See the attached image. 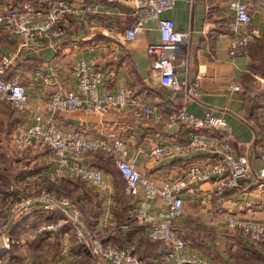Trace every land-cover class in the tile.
<instances>
[{
    "label": "crops",
    "instance_id": "1",
    "mask_svg": "<svg viewBox=\"0 0 264 264\" xmlns=\"http://www.w3.org/2000/svg\"><path fill=\"white\" fill-rule=\"evenodd\" d=\"M17 1H30L35 6L48 8L57 0ZM90 1L88 3L96 2ZM119 5L115 2L104 3L99 12L89 17L90 22L86 25L72 19L69 35L55 45L46 44L21 51L14 66L17 65L20 71L31 107L46 109L50 95L58 87H74L72 67L79 60L88 59L95 61L106 72L105 83L100 88L102 94L116 92L126 86L153 102L157 109L185 104L191 113L199 117L208 110L222 113L232 126L236 156L247 158L252 172L251 177L241 179V188L227 191L223 205L237 216L262 219L264 181L255 179L260 174L264 156V0H258L254 13L253 25L258 34L247 52L236 57L229 53L228 23L233 16L229 0H178L173 8L163 13L164 17L175 20L178 29L192 28L193 31L192 43L186 53L192 73L189 74L184 66H179L177 76L180 81H184L190 75L193 79L194 74L201 73V93L199 98H187L186 101L181 92L162 85L151 71L147 46L150 42L160 41L156 23L149 22L148 28L138 38L127 42L123 34L133 17L129 12L123 13L125 10ZM16 44L12 35L0 33L1 52L16 50ZM233 83L239 84L241 89H231L230 84ZM3 103H0V228L8 226L11 234L16 231L22 243L15 247L20 248L18 254L15 253V259L9 254L11 250L5 253L0 264H6L9 260L10 264H91L92 256L87 250L89 256L86 258V251L76 244L75 235L64 233L63 230L49 234L36 231L39 224L55 220L54 214L34 212L20 218L18 222L16 220L19 217L12 214L8 205L13 200L10 194L16 193L14 188L22 187L23 191L32 195L38 193L42 187L41 174L51 170L55 161L50 149L20 151L14 146L11 134L13 128L8 130L11 119L5 113ZM15 113L18 122L22 114L18 111ZM59 120L64 127L81 128L90 135L117 131L128 140L129 156L138 169L149 174L158 184L166 179L178 178L189 163L203 158L197 152H190L168 153L159 160L155 159L151 154L155 146L173 138L187 140L190 131L185 127L169 128L162 121L137 115L131 108L110 107L94 112L61 111ZM6 138H10L11 150L12 146L16 148L14 154L3 143L8 140ZM9 153L13 154L9 157L12 165L15 162L16 165L25 164L18 181L13 180L9 168L7 171L3 166L4 158ZM94 157L91 155L86 162L92 164ZM33 164L39 170L26 172L27 165ZM4 172L8 176V183L4 181ZM106 177L113 190L111 177L107 174ZM194 185L198 187L196 192L183 190L185 212L175 222L177 234L188 242L186 251L197 253L205 264L213 260L219 264H264V244H254L245 239L238 230L228 226L221 214H212L211 205L202 200V196L214 188L215 181L197 182ZM112 190H97L102 211L91 227L110 241L116 238L120 245L135 242L137 251L144 254L148 264H165L162 258L164 245L149 237L146 225L139 222L130 224L115 216ZM134 208L131 209L132 213ZM154 209L161 210L157 200ZM9 213L12 218L8 216ZM31 221L36 222L33 232L29 231Z\"/></svg>",
    "mask_w": 264,
    "mask_h": 264
},
{
    "label": "built area",
    "instance_id": "2",
    "mask_svg": "<svg viewBox=\"0 0 264 264\" xmlns=\"http://www.w3.org/2000/svg\"><path fill=\"white\" fill-rule=\"evenodd\" d=\"M88 1L57 0L48 8H41L30 1L0 0V33L12 35L17 43L16 50L0 51V103H8L22 114L12 133L14 146L20 151L33 148L52 151L55 163L51 170L41 174L44 181L80 179L100 192L111 191V184L103 168L95 167L86 160L91 155L105 154L123 176L128 193L137 198L133 211L135 218L148 227L152 240L164 245L162 258L165 264H205L197 253L186 251L187 240L175 230L176 220L185 212L183 190L196 192L198 187L194 184L197 182L215 181L214 188L202 196V200L211 205L212 214H221L228 226L238 230L245 239L254 244H264V217H240L223 205L227 191L241 188V179L252 176L250 161L235 154L232 126L224 114L208 110L199 117L191 113L185 104L157 109L153 102L126 86L116 92L102 94L100 88L105 83L106 72L95 61L88 59H81L72 67L74 87H58L50 95L46 109L31 107L20 71L17 65L14 66L21 51L46 44L55 45L69 35L72 19L86 25L90 22L89 17L99 12L106 2L120 4L119 7L125 10L123 13L132 15L133 19L128 22L123 34L127 42L138 38L148 28L149 22L156 23L160 41L150 42L147 46L153 75L162 85L181 92L184 101L199 98L201 73L194 74L193 79L190 75L184 81L177 76L179 66L192 73L186 57L192 43V28L178 29L174 19L163 15L178 0ZM257 2L229 0L233 11L228 23L229 53L233 57L245 54L258 34L253 25ZM230 88L240 90L241 86L233 83ZM110 107L131 108L137 115L162 121L169 128L185 127L190 131L187 140L173 138L155 146L151 153L155 159L159 160L168 153L190 152H197L203 158L189 163L178 178L166 179L158 184L153 177L138 169L129 156L128 140L117 131L90 135L81 128L64 127L59 120L61 111L94 112ZM255 180L264 181V156L260 174ZM11 196L18 207L14 210L15 217L39 211L54 214L55 220L39 224L36 231L49 234L63 230L68 234L72 230L78 243L92 256L91 264H148L144 254L137 251L134 244L119 246L105 240L98 231L88 232L80 204L68 195L43 187L35 196L26 191ZM155 200L160 203L161 210L154 209ZM21 243L20 238L10 233L8 226L0 228V261L5 253ZM209 264L219 263L213 260Z\"/></svg>",
    "mask_w": 264,
    "mask_h": 264
},
{
    "label": "rangeland",
    "instance_id": "3",
    "mask_svg": "<svg viewBox=\"0 0 264 264\" xmlns=\"http://www.w3.org/2000/svg\"><path fill=\"white\" fill-rule=\"evenodd\" d=\"M3 105H4L3 106L4 110H6L5 113H7L9 118L11 119V124L9 125L8 130L10 131L13 128L12 132H11V134H12L13 130H14L13 124L15 122H17V120H18L16 113H15L16 111L14 109H12L11 106L6 102H4ZM7 114L4 116H7ZM6 139H8V140L6 142L4 141L3 143L7 144L8 148H9L11 146L10 145L11 142L9 143L10 138H6ZM12 147H13V150H11V147H10V151H11V153L13 152V154H14L16 152V148L14 146H12ZM11 153H9L10 155L7 158H4L3 166L6 168V170L9 168V172L12 174L13 180L18 181V177L20 178L22 176V172H23L22 168L24 167L25 164L22 162L21 164L16 165V162H15V165H12L10 162V158H9L10 156L13 155ZM92 165L95 167L103 168L105 173L107 175H109V177H111L110 181L112 182L113 187H114L113 192H112V196L115 199V205H114V209H113L115 216L119 220H122V221L126 220L130 224L131 223L135 224V222L138 223V220L135 218L134 213L131 212V209H133L137 204V199L128 193L126 183L123 182V180L121 179L119 171H118L115 163L112 162L105 154L100 153V154H97L93 158ZM29 166H31V167L29 168ZM38 168L39 167L36 164L27 165L25 171L26 172H32L35 170L38 171L39 170ZM7 171H5V172H7ZM5 172L3 173L4 181L6 183H8V176ZM41 184H42L41 188L45 187V188L52 190L56 193H59L62 195H68L71 198H73L75 201H77L81 206L83 221L85 222L84 224H85L88 232H90V233L95 232V230L93 229L94 227H91V226H93L95 224V222H96V220H97V218H98V216L102 210L100 207L101 199L98 197L99 192L93 186L89 185L86 182H82L80 179H67V178L59 180L58 182H54V181H50V180H47V181L42 180ZM14 190H16L17 193L18 192L21 193L23 191L22 187L20 189L14 188ZM17 193L12 192L11 194L16 195ZM38 193H33V195L30 193L29 194L32 196H35ZM9 194H10V192H9ZM11 194H10V196H11ZM16 204H17L16 200H10L9 201L8 206L10 207V209H12V214L14 213V210L18 208ZM6 205H7V203H6ZM128 210H130V212ZM12 214L9 213L8 216H11ZM25 216L26 215L18 216L19 219L16 221L18 222L19 220H21L20 218H24ZM11 218H12V216H11ZM13 221H15V220H13ZM32 222L33 221H31V226L29 228L30 232H33L36 229V226H33L36 222L35 221H34L35 223H32ZM120 223H124V222L120 221ZM12 230H13V226H12ZM64 233H66V232H64ZM12 234H14V236L17 237L18 233L16 231H14ZM70 234L74 235L72 230H71ZM102 237L105 238L104 236H102ZM105 240L110 241L111 239L105 238ZM112 241L119 246H123V245H120V243L117 241L116 238ZM77 243H78V241H76V244ZM77 245L78 246L80 245V249L83 248L80 243H78ZM134 245L136 247L135 242H134ZM19 249L20 248L17 247V248H15V250H12L9 254L13 255V258L15 259V256L17 257V255H15V253L18 254L17 252ZM84 250L86 251L85 256H86V258H88L89 254H88L87 250L83 248V251ZM17 259L18 258H16V260Z\"/></svg>",
    "mask_w": 264,
    "mask_h": 264
},
{
    "label": "trees",
    "instance_id": "4",
    "mask_svg": "<svg viewBox=\"0 0 264 264\" xmlns=\"http://www.w3.org/2000/svg\"><path fill=\"white\" fill-rule=\"evenodd\" d=\"M119 174H120V172H119ZM120 177H121V179L123 180V182H125V180H124V178H123V176L120 174ZM126 183V182H125ZM6 264H10V260L9 261H7V263Z\"/></svg>",
    "mask_w": 264,
    "mask_h": 264
}]
</instances>
